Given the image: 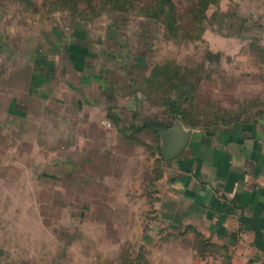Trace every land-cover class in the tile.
Returning a JSON list of instances; mask_svg holds the SVG:
<instances>
[{
    "label": "rangeland",
    "instance_id": "374dc122",
    "mask_svg": "<svg viewBox=\"0 0 264 264\" xmlns=\"http://www.w3.org/2000/svg\"><path fill=\"white\" fill-rule=\"evenodd\" d=\"M71 1L10 7L32 29L56 37L79 29L92 49L125 52L109 60L116 73L143 56L147 69L171 61L197 77L200 96L184 109L207 122L198 128L264 110V0L164 1L176 33L139 11L144 0ZM98 104L97 120L111 126L80 128L75 142L49 127L42 144L0 143V264H201L215 249L196 226L167 217L157 136L145 130L126 141ZM163 106L148 114L163 115Z\"/></svg>",
    "mask_w": 264,
    "mask_h": 264
},
{
    "label": "crops",
    "instance_id": "0c3cea01",
    "mask_svg": "<svg viewBox=\"0 0 264 264\" xmlns=\"http://www.w3.org/2000/svg\"><path fill=\"white\" fill-rule=\"evenodd\" d=\"M19 11L10 0H0V143L42 144L49 127L75 142L80 128L102 123L94 114L101 100L126 141L145 130L157 136L167 217L196 226L215 249L201 264L264 259V110L210 129L190 126L165 108V117L149 115L156 103L142 90V77L151 69L143 56L121 63L125 72L116 73L109 60L125 52L92 49L93 42L79 29L70 35L61 31L58 37L53 28L50 34L32 29L20 22ZM176 121L182 132H190L187 145L164 160L161 131Z\"/></svg>",
    "mask_w": 264,
    "mask_h": 264
},
{
    "label": "trees",
    "instance_id": "16d2710c",
    "mask_svg": "<svg viewBox=\"0 0 264 264\" xmlns=\"http://www.w3.org/2000/svg\"><path fill=\"white\" fill-rule=\"evenodd\" d=\"M76 0H72L70 8L73 7V3ZM103 4L112 0H100ZM116 1V0H115ZM127 2L126 0H124ZM164 1L170 0H144L143 5L140 7L142 14L146 17L153 18L156 21H161L168 31L176 33L179 31V24L175 22V11H171V8H164ZM98 13H96L97 15ZM178 18V17H177ZM163 62L162 64H156L152 67L147 76H143V92L150 100L160 105H164L165 112L172 114L174 117L180 118L183 122L190 126L196 127V123H200L201 119H189L187 118V110L184 109V104L194 99L199 98V79L192 77L190 74L180 73L179 66L175 63L171 64V61ZM169 65V68H168ZM176 70L175 72L172 71ZM199 82V83H198ZM155 97H158L156 100ZM157 101V102H156ZM250 115V114H247ZM246 117V115H244ZM235 120L228 121V123H234L239 121L238 117L235 116ZM215 123V122H214ZM227 123V122H224ZM160 124L156 123H144V127L154 128ZM135 132V129L133 130ZM159 160L162 162L161 158Z\"/></svg>",
    "mask_w": 264,
    "mask_h": 264
},
{
    "label": "water",
    "instance_id": "95a60500",
    "mask_svg": "<svg viewBox=\"0 0 264 264\" xmlns=\"http://www.w3.org/2000/svg\"><path fill=\"white\" fill-rule=\"evenodd\" d=\"M161 134L163 140L160 146V154L164 160H169L178 156L184 146L187 145L190 132H182L181 123L176 121L171 128L162 130Z\"/></svg>",
    "mask_w": 264,
    "mask_h": 264
},
{
    "label": "built area",
    "instance_id": "2783aa9c",
    "mask_svg": "<svg viewBox=\"0 0 264 264\" xmlns=\"http://www.w3.org/2000/svg\"><path fill=\"white\" fill-rule=\"evenodd\" d=\"M102 124H104L107 127L111 126V123L108 120H103ZM249 264H264V259H262V258L254 259V260L250 261Z\"/></svg>",
    "mask_w": 264,
    "mask_h": 264
}]
</instances>
